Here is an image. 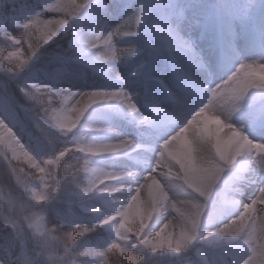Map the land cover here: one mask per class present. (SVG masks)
<instances>
[{
	"label": "snow or ice",
	"instance_id": "obj_1",
	"mask_svg": "<svg viewBox=\"0 0 264 264\" xmlns=\"http://www.w3.org/2000/svg\"><path fill=\"white\" fill-rule=\"evenodd\" d=\"M0 34V264H264V0H0Z\"/></svg>",
	"mask_w": 264,
	"mask_h": 264
},
{
	"label": "trees",
	"instance_id": "obj_2",
	"mask_svg": "<svg viewBox=\"0 0 264 264\" xmlns=\"http://www.w3.org/2000/svg\"><path fill=\"white\" fill-rule=\"evenodd\" d=\"M50 2L55 3L56 0H50ZM14 34L16 35L17 39H19V38L21 37V34H20L19 32H14ZM10 44H11V41H8L7 38H6L4 35L0 34V48H6V46H7V45H10ZM26 48H27V45H25L24 48L21 49V51L24 52V51L26 50ZM7 50H8V51H11V50H13V49H12L11 47H7ZM21 143L23 144L24 141H21ZM5 150H6V149H4V146H3V145H0V153H2V154L4 155V151H5ZM8 158L11 159V157H10V155H9V152H8ZM46 158H47V157H45V159H46ZM0 159H1V157H0ZM11 160H12V159H11ZM26 160H27V159H26ZM74 162H75V160H70V161H68V163H74ZM0 163H4V162L2 161V162H0ZM12 163L16 166L17 169H23L24 172L22 173V175H24V176H26V177H27V174H28L29 172L35 174L37 177L39 176V173L36 171V169L33 168V167H30L29 163H26V164L24 163V166H23L22 162H18V160H15V161L12 160ZM28 179H29V180H32V177H28ZM33 182H34V183H38V180L33 181ZM201 255H204V258H207V255L204 254L203 252L201 253ZM194 257H197L198 259H200V256H198V255L196 254V252H195V256H194ZM190 261H191V259H189L188 261H186L185 264H191ZM97 264H100V261H99V260L97 261ZM108 264H113V259H112V258H109V260H108Z\"/></svg>",
	"mask_w": 264,
	"mask_h": 264
},
{
	"label": "rangeland",
	"instance_id": "obj_3",
	"mask_svg": "<svg viewBox=\"0 0 264 264\" xmlns=\"http://www.w3.org/2000/svg\"><path fill=\"white\" fill-rule=\"evenodd\" d=\"M125 30L133 31L134 28H126ZM21 53L23 54L24 52L21 51ZM20 58L23 59L24 58L23 55H21ZM73 103H74V101H73ZM8 152H9V155H10L11 159L15 161L16 159H13V154L10 151H8ZM0 157H1L0 162H2V161L5 162L4 161V155L2 153H0ZM18 162H22L23 166H24V163L25 164L28 163V161L26 160V158H24L22 155H21V158L18 160ZM13 183H15V181H13ZM20 190L23 191V188H21ZM3 191L4 190L2 189V187H0V192H3ZM141 199H144V196H142ZM5 207H6V205L4 204L3 200L0 199V212H3V210H4ZM172 215L175 216L176 213L173 212ZM161 227H163V225H161ZM157 230H159V229H157ZM194 255H195V251H193L192 253L189 254V256L186 259V261H188L189 259H191L190 262H192L194 260H198V258L194 257Z\"/></svg>",
	"mask_w": 264,
	"mask_h": 264
},
{
	"label": "bare ground",
	"instance_id": "obj_4",
	"mask_svg": "<svg viewBox=\"0 0 264 264\" xmlns=\"http://www.w3.org/2000/svg\"><path fill=\"white\" fill-rule=\"evenodd\" d=\"M128 31V30H127ZM98 72L99 71H101L100 69H98L97 70ZM182 141L181 142H179L178 143V145H177V147L179 148V147H181L182 146ZM167 169H165V171H166ZM144 196H146V193L144 194ZM254 215H264V213H253ZM175 224H176V221L175 220H173V222H172V225L170 226V228L168 229V230H166V231H171V230H173L174 229V227H175Z\"/></svg>",
	"mask_w": 264,
	"mask_h": 264
}]
</instances>
